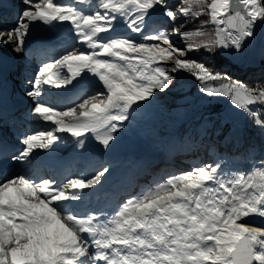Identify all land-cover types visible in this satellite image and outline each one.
Segmentation results:
<instances>
[{
    "label": "snow or ice",
    "instance_id": "obj_1",
    "mask_svg": "<svg viewBox=\"0 0 264 264\" xmlns=\"http://www.w3.org/2000/svg\"><path fill=\"white\" fill-rule=\"evenodd\" d=\"M21 2L25 7L15 27L0 30V46L21 53L33 25L65 22L75 43L42 64L29 81L30 115L53 127L26 135L13 162L29 163L37 150L51 149L61 139L58 133L82 148L90 135L107 150L134 106L168 90L173 74L181 71L200 81L208 97L228 100L264 133V82L250 86L187 58L201 50L210 56L242 53L264 28V0H175V7L168 0ZM157 12L170 29L150 23ZM202 16L207 21L200 27H185ZM118 20L139 39L111 35ZM173 37L185 46L178 47ZM88 77L100 90L85 91L67 109L40 99L45 86L66 88ZM219 169V164L201 165L170 176L104 218L83 214L79 206L86 189L102 184L106 166L90 179L68 177L59 183L9 176L0 180V264H264V229L243 222L264 218V159L248 172L225 176Z\"/></svg>",
    "mask_w": 264,
    "mask_h": 264
},
{
    "label": "rangeland",
    "instance_id": "obj_2",
    "mask_svg": "<svg viewBox=\"0 0 264 264\" xmlns=\"http://www.w3.org/2000/svg\"><path fill=\"white\" fill-rule=\"evenodd\" d=\"M168 3L169 6L175 7V0H168ZM24 7H22V9ZM22 9H20V12ZM150 23H152L154 26H164L169 29L171 27L167 21V18L163 17L160 12H157L151 17ZM15 25L16 24L6 27L3 30L6 31L11 29L15 27ZM200 25L201 23L197 24L195 28L200 27ZM205 28L206 30H211L212 25H205ZM145 30L147 31L148 29ZM108 35L109 33L101 34L102 37H106ZM111 35L131 36L135 39H139L136 34L132 33L130 29L127 28V25L123 20H118L115 30L111 33ZM173 39L175 40V43L178 47L183 48L185 46L184 42H182L179 38L173 37ZM2 49H6L7 54L10 57L11 55L15 54V51H13L11 48L0 46V50ZM190 53L193 54L196 52ZM189 54L187 58H190ZM220 54L232 62V58L227 54ZM262 60H264V51L262 52L260 62ZM261 65L262 63L260 66ZM255 67H258V65L256 64ZM173 75L175 76L173 85L165 92L157 91L155 93L154 99L141 102L139 106H134L135 110L131 112L129 120L124 122V126L122 128L130 133L137 132L138 136H142L143 139L147 141V143L152 147H160L165 143L166 139L174 137L180 125L178 123L172 127L169 126L172 123H177L180 121L177 119V113L173 112L172 108H169L170 100L180 95L191 97L195 96V101L190 107V110L184 116V120L181 119L182 116L180 117V123L185 121L184 125L188 124V126H190V124L194 122L193 127H188L186 129L187 136H184L181 141L184 140V142H186L188 140L187 143L189 142V147L198 146V149L195 150L193 154H196V151H202L201 154H203V156H200L198 153V155L193 156L190 161H185L187 165H184L182 173L191 171L194 166H215L219 164V171L221 175L230 176L234 173L248 172L253 167L258 166L259 161L262 159V153H260L258 148L255 146L248 147L249 142L244 139L242 131L243 123L241 119L247 115L242 111L235 109L228 102V100L222 104L205 95L201 91V82L198 80L196 81L193 76L182 71ZM190 83L194 84L192 85L194 86L193 88L191 87ZM211 83L213 82H210L209 86ZM188 87L189 89H187ZM180 92L184 93L181 94ZM204 112H206L207 115L211 114L215 117L213 124L210 127L212 132H206V130L202 128L205 125L206 120L200 116H202ZM230 117L235 118L234 122L229 121ZM192 129H194V131H192ZM166 130L168 131L166 132ZM219 130H221V134L219 133ZM211 134H215L216 137L213 138V135ZM201 145L204 148H199ZM238 145H241L240 148L237 147ZM182 150L185 153L191 154L184 149ZM201 157L206 158L201 159ZM178 171L180 172V170ZM178 171L176 170V172ZM244 221L264 226V218L253 216L247 218Z\"/></svg>",
    "mask_w": 264,
    "mask_h": 264
},
{
    "label": "bare ground",
    "instance_id": "obj_3",
    "mask_svg": "<svg viewBox=\"0 0 264 264\" xmlns=\"http://www.w3.org/2000/svg\"><path fill=\"white\" fill-rule=\"evenodd\" d=\"M24 6L25 5L23 3L17 2L16 5L14 6V9L15 10L18 8L22 9V7H24ZM17 19L11 20V23L0 24V30H3L6 27H10V26L16 24ZM44 36H48L49 39L52 41V44L57 46V51L55 53H53V55L50 58L52 61L59 58L62 54H64L66 48L70 47L71 45H73L75 43L74 33L71 30V25L68 24L67 22H65V23H54L53 26H47V25H43V24H35L31 27V31H30L29 36L27 37L25 48H24L23 52H21V53L15 52V54L11 55V57H10V56H8L6 49L0 50V65L16 64V66H14V69H13L14 74H19L21 69H22L21 68L22 66L26 65L28 67V69L30 67L31 70H27L26 74L22 75L23 79L27 80L29 83V81L34 78L37 71L33 67L28 66V65L32 60H35L36 56L38 55V47L40 46L38 40ZM75 46L77 48L81 47V45H79V44H76ZM263 51H264V28H258L256 38L254 40H252L250 43H248L247 47L244 49V51L242 53L235 54V55H233V54H227V55L229 57H231L232 60H235L236 62H239L240 64H242L244 66L245 65L254 66V65L258 64L257 63L258 61L260 62V58H261ZM223 54H226V53H223ZM26 57H29L30 60H27ZM65 71H66V69H65ZM89 78L90 77H88L85 81H88ZM85 81H82V82H85ZM73 83H75V82H73ZM71 88H72V85H68L66 88H61V90L65 95H68V94H71V92H72ZM30 90H32V85L29 83L28 86H25V91L28 92ZM99 90H100L99 88H94L89 94L95 93L96 91H99ZM213 99L219 103H222V104L226 102V99H224V98H213ZM32 101H34L33 98H32ZM79 101L80 100H78L77 102H79ZM67 108L68 107H65L64 109H67ZM124 133H126V134L125 135H119V137L115 141H112L110 143V147L107 150H105L101 145H99L95 141V139H93L90 135L86 141V146L83 148L82 147H79V148H81L82 150H90V151H94V150H97V151L98 150H105V151L121 150L122 151L123 150V151H128L130 153H133L134 156H136L138 159L142 158L143 161H145L147 159L149 160L150 158L155 159V157L153 155H157L158 152H154L152 154H149L147 152L146 148L144 149L143 147L140 146V141L141 142H147L143 139V137L140 140L137 132L130 133V132L124 130ZM200 147H202V145L199 146V148ZM56 149H57V144H54L52 146V148L50 149V151L52 153H54ZM77 149H74L72 151V153L70 154V156H72L77 151ZM197 149H198V146H194L193 148L188 146L184 150L190 152L191 154L185 153L183 150H180V152L178 154L175 153V155L173 156L174 163H172L171 165L168 164V166L166 167L167 173L163 176H169L170 177V176L179 175L180 173H182V169H183L182 162H181L182 159H192L193 156H197L198 153L200 154V156H203V154H201V151H196L197 153L193 154L195 152V150H197ZM163 153H165V152H163ZM163 153L161 155L164 156ZM205 158L206 157H201V159H205ZM159 159H160V157H159ZM105 164H106V162L102 161L101 164L99 165L98 170L103 168ZM158 167H159V164L154 166L155 169H157ZM13 170L19 171L18 172L19 174H21V171H22L21 167H13ZM176 170L177 171L180 170V172L179 171L176 172ZM120 176H121V174L117 173L113 176L111 175L105 181H107L106 183H109V180L119 178ZM163 179L164 178H162L160 181H162ZM158 183H156V185ZM113 213H110L109 211H105V215H103V216L104 217L111 216ZM104 217H102V218H104ZM243 222L245 223V221H243ZM259 227L261 229H264V226L259 225Z\"/></svg>",
    "mask_w": 264,
    "mask_h": 264
},
{
    "label": "trees",
    "instance_id": "obj_4",
    "mask_svg": "<svg viewBox=\"0 0 264 264\" xmlns=\"http://www.w3.org/2000/svg\"><path fill=\"white\" fill-rule=\"evenodd\" d=\"M204 21H207L206 16L200 17V19L195 22H191V21L188 22L185 25V27L187 29H194L197 24H200ZM206 25L211 26V24H206ZM191 54L192 53L189 54L190 58L188 59L203 62L207 64L214 72L220 73L222 75L230 76L233 80H240L250 86L258 85L259 83L264 82V60L262 61V66L260 67H249L243 70V69L236 68L235 65L230 60H228L226 57H224L220 53L215 56H210L206 52L201 50L199 52L193 53L192 55ZM219 83H222V82H213L211 83L210 86H213V85L218 86ZM190 84H191V87L193 88L194 86L192 85L194 84L193 83H190ZM187 89H189V87ZM180 93L183 94L184 92H180ZM194 101H195V96L191 97V96H185V95L184 96L180 95L170 100L169 108H172L173 112L177 113V116H178L177 119L180 120L177 123L175 122L169 125L170 127L177 125L179 123L180 133H183L187 129L188 124L184 125L185 121H183L182 123L180 122H181V119L184 120L185 118L184 116L190 110V107L192 106ZM255 107H259V106H255ZM181 116L182 118L180 119ZM201 118H204L206 120V123L203 126V129H205L206 132L208 131L212 132L210 127L212 126L213 120L215 117L211 114L207 115L206 112H204ZM234 120H235L234 117L229 118L230 122H234ZM241 121L243 123L242 131H243L244 139L249 142L248 147L255 146L256 148H258L260 153H262V159H264V133H262L259 128L253 125L250 117L246 116L243 119H241ZM168 130H166V132ZM221 130H219L220 134H221ZM211 135H213L212 136L213 138L216 137L215 134H211Z\"/></svg>",
    "mask_w": 264,
    "mask_h": 264
},
{
    "label": "water",
    "instance_id": "obj_5",
    "mask_svg": "<svg viewBox=\"0 0 264 264\" xmlns=\"http://www.w3.org/2000/svg\"><path fill=\"white\" fill-rule=\"evenodd\" d=\"M245 223L248 224V225H251L253 227L260 228L259 225L254 224V223H250V222H245Z\"/></svg>",
    "mask_w": 264,
    "mask_h": 264
}]
</instances>
